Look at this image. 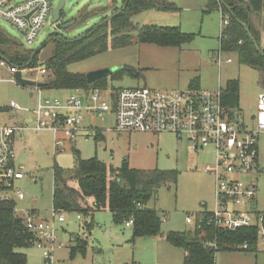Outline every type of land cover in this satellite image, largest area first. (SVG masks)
<instances>
[{
  "label": "rangeland",
  "instance_id": "1",
  "mask_svg": "<svg viewBox=\"0 0 264 264\" xmlns=\"http://www.w3.org/2000/svg\"><path fill=\"white\" fill-rule=\"evenodd\" d=\"M58 0H53V7ZM208 0H165L173 10H151L132 17L136 27L155 26L161 28H179L184 34H193L192 42L179 48L160 47L152 44H139L135 41L137 31L129 35L134 43L126 48L108 50L84 61L67 67L71 74L86 75L101 69L114 72L124 67L133 69L132 74L120 80L106 78L107 87L98 89L105 96L115 94L123 88H147L165 93L187 90L216 91L218 84L222 90L228 81L238 82V104L230 108L235 117L247 127H253L256 115L257 97L264 91L261 81L262 71L239 65L233 55L220 53L221 64L215 56L219 52L220 14H203ZM124 0H66L60 12L57 24L52 23L51 15L46 19L38 38L31 49L25 47L21 34L8 22L0 20V30L22 45L23 48L38 51L33 68L23 70V77L43 83L46 74L39 73L52 56L53 42L42 45L56 32L73 40L85 34V31L97 25L102 19L95 12L106 9L111 14L121 8ZM256 29L260 30L258 44L264 50V9L253 16ZM75 21L66 30L60 26ZM260 27V28H259ZM41 48V49H40ZM230 58L231 64L225 63ZM7 68L0 72V126L9 125L14 117L29 116L37 106V92L17 85ZM197 79L196 88L189 86ZM41 98L57 99L64 103L71 91L40 89ZM33 94V97L29 95ZM14 102L21 112L8 110V103ZM112 108V103L106 99ZM87 103V101H85ZM27 113H26V112ZM85 122L94 131H100L101 137L93 132L87 138L80 137L69 142L65 133H59L64 140L61 152L53 147V136L48 132L23 133L16 142L15 164L22 166L26 178L15 182L14 188L24 194V201H17V210L35 209L49 218L52 207V170L55 166L67 170L74 164L73 151H77L83 160L97 158L112 168H119L126 161L130 169L175 171L178 174L175 185H162L156 195L147 203V208L157 212L163 220L156 237H137L132 240V231L124 223L115 224L109 211H98L91 217L78 213H65V222L57 225V240L62 247L56 248L49 264H182L183 251L173 247L166 240L168 232L191 233L195 228L197 214L212 211L213 180L204 172L205 166H212L214 157L211 149L192 151L187 142L177 140L170 134H160L156 138L147 134L116 133L114 113H107L104 119L85 117ZM156 139V143L155 142ZM257 170L234 178L256 188V210H264V134L257 138ZM34 182V183H33ZM36 201L32 203L31 199ZM80 216V220H77ZM190 217L192 224L185 222ZM93 227L89 233L83 230L85 223ZM70 236L87 238L84 254L77 253L69 257V248L73 246ZM26 255V264H46L41 251L36 247L19 250ZM215 264H264V246L257 243L256 248L244 251H221L215 256Z\"/></svg>",
  "mask_w": 264,
  "mask_h": 264
},
{
  "label": "trees",
  "instance_id": "2",
  "mask_svg": "<svg viewBox=\"0 0 264 264\" xmlns=\"http://www.w3.org/2000/svg\"><path fill=\"white\" fill-rule=\"evenodd\" d=\"M223 2V5L220 3ZM125 9L111 21L100 27L94 25L87 31L83 39L69 43L65 37L52 41V56L45 63L48 73L47 81L42 89L91 91L105 89L106 79L88 85L85 75L71 74L67 67L73 63L84 61L108 50L126 48L134 43L129 35L137 31L135 41L139 44H152L160 47L179 48L193 41L195 35L184 34L179 28H161L143 26L136 28L131 19L135 15L150 10H173V6L165 0H124ZM123 6V5H122ZM117 8L111 13H115ZM264 9V0H208L203 14L218 11L222 19L227 18V25L219 37V52L233 55L239 65L248 66L264 73V50L258 44L260 30L253 23V16H258ZM109 11L102 9L95 12L104 18ZM245 28L257 43L260 52L256 51L249 40ZM260 28V27H259ZM34 54L28 68H33L38 51L27 50L0 30V55L7 64L24 70V66ZM26 69V68H25ZM133 69L127 67L110 75L111 80H120L132 74ZM197 79L192 81V86ZM264 88V78L261 81ZM223 103L228 108L238 104V82L229 81L222 91ZM97 136L101 133L95 131ZM74 164L71 169L55 166L52 170V207L56 211L78 213L91 217L94 212L109 211L115 224L132 222V240L137 237H156L159 234L162 219L156 211L147 208V203L156 195L162 185H175L178 174L175 171L135 170L130 169L126 161L119 168H112L97 158L81 159L77 151H73ZM91 204H88V201ZM14 203L0 202V264H26V256L19 250L30 248V236L25 232L20 220L13 213ZM209 213H198L204 222L195 221L191 233L166 234L167 242L181 249L185 256L182 264H215V256L221 251H234L248 244L244 251H251L257 245L255 228L224 231L205 223ZM93 227L85 223L83 230L89 233ZM73 244L69 248V257L77 253L84 254L87 249V238L71 236Z\"/></svg>",
  "mask_w": 264,
  "mask_h": 264
},
{
  "label": "built area",
  "instance_id": "3",
  "mask_svg": "<svg viewBox=\"0 0 264 264\" xmlns=\"http://www.w3.org/2000/svg\"><path fill=\"white\" fill-rule=\"evenodd\" d=\"M52 4L53 0H0V20L12 25L21 34L25 47L31 49L51 15ZM226 25L227 18H223L221 31ZM216 58L219 60V54ZM2 68L14 75L15 68L0 59ZM39 73L44 75L46 71L42 68ZM33 90L37 92L33 124L0 126V202L14 203L13 213L30 236L28 244L41 251L46 264L50 263L54 250L63 246L58 243L56 233L57 225L64 223L65 217L63 212L54 209L48 220L39 218L34 210H17V201L25 197L15 190L14 183L23 181L26 174L23 167L15 164L14 135L21 130L50 132L55 151L61 152L64 140L58 138L59 133H65L71 143L83 134L91 135L92 130L84 126L85 117L102 121L111 111L116 133H168L186 140L194 152L211 149L214 162L212 166H205L204 172L213 177L215 204L205 220L206 225L224 231L255 228L257 243L264 246V210H256V188L232 178L258 168L257 138L264 134V93L257 97L254 125L247 128L223 103L219 89L165 93L147 88H123L115 94L109 92L108 96L95 89L86 91L87 98L85 91L76 90L64 103L57 99L43 100L40 90ZM8 108L11 112H21L12 101ZM185 221L192 222L188 216ZM197 222L203 223V216ZM131 224L127 222L125 227ZM247 247L244 244L242 248Z\"/></svg>",
  "mask_w": 264,
  "mask_h": 264
},
{
  "label": "water",
  "instance_id": "4",
  "mask_svg": "<svg viewBox=\"0 0 264 264\" xmlns=\"http://www.w3.org/2000/svg\"><path fill=\"white\" fill-rule=\"evenodd\" d=\"M65 1L66 0H58L56 5L52 8L51 10V18H52V23L53 24H57L59 22V19H60V12L62 11L64 5H65ZM220 3L223 5V2L220 1ZM126 7V2L123 4V6L115 13H111L109 15H107L104 19H102L96 26L97 27H100L102 26L103 24H106L108 23L109 21H111L113 18H115L116 16H118ZM75 23V21H71V22H68L64 25H61L60 26V30H66L67 28L73 26ZM245 32L247 33V36L249 38V40L251 41V43L254 45L256 51L260 52L261 55H263V52L260 51V48L258 47L257 43L255 42L254 38L252 37V35L250 34L248 28H245ZM57 35V32L51 36L45 43L44 45L41 46V48H43L47 43L51 42V41H54L56 40V38L60 39L62 38V36L59 35V37H56ZM85 36L84 35H81L80 37L76 38V39H73V40H69L68 42L69 43H74V42H77L81 39H83ZM40 48V49H41ZM34 54L33 53L30 58H29V61L26 63V65L24 66V69L25 68H28L32 62V59L34 57ZM0 59L1 60H4L6 63L7 61L4 59V57H2L0 55ZM113 73L112 70L110 69H101V70H97V71H94V72H90L88 74L85 75V79H86V82L88 85H91L101 79H106L107 77H109L111 74ZM14 81L17 85L21 86V87H25V88H30V89H41L44 87V84L42 83H37L35 81H32V80H28V79H24L22 77V70H19L17 68H15V72H14ZM85 97L87 98L88 96V92H85Z\"/></svg>",
  "mask_w": 264,
  "mask_h": 264
},
{
  "label": "crops",
  "instance_id": "5",
  "mask_svg": "<svg viewBox=\"0 0 264 264\" xmlns=\"http://www.w3.org/2000/svg\"><path fill=\"white\" fill-rule=\"evenodd\" d=\"M151 11V10H150ZM215 12H217V13H219L220 14V12H218V11H215ZM220 19H221V21H222V17H221V14H220ZM221 22H220V30H221ZM168 48H172V47H168ZM220 53L221 52H218V53H216L215 54V56L217 55V54H219V60H218V65H220L221 64V59H220ZM229 61V62H228ZM225 63H227V64H231L232 63V60L230 59V58H228L226 61H225ZM42 69V68H41ZM1 70L2 69H0V72H1ZM12 74V73H11ZM12 76H13V80H14V75L12 74ZM22 77H23V70H22ZM24 78V77H23ZM24 79H28V80H30V78H24ZM33 81V80H32ZM192 81L193 80H191L190 82H189V86H192ZM36 82V81H35ZM229 82V81H228ZM37 83H40V82H37ZM227 84V83H226ZM198 84L196 83V84H194L192 87H194V88H196V87H198L197 86ZM226 87V86H225ZM218 89L219 90H221V91H223L222 90V88L220 87V83L218 84ZM217 89V90H218ZM40 90V89H39ZM216 90V91H217ZM196 91H198V90H196ZM202 91H204V90H202ZM73 91H71V93H72ZM261 93H264V91H262ZM30 97H33L34 95L33 94H30L29 95ZM36 99H37V97H36ZM8 110H9V108H8ZM10 111V110H9ZM27 113V112H26ZM33 124V117H32V115H29V116H19V117H14V119L12 120V122L9 124V125H14V126H25V125H27L28 127H30L31 125ZM9 125H6V126H9ZM84 126L86 127V128H88V129H91L92 130V134H93V132L95 133V131L92 129V128H90L88 125H87V123L85 122L84 123ZM114 129V128H113ZM26 132H33V131H30V130H21V131H18V132H16L15 133V135H14V139H13V141H14V149H16V142H17V140L19 139V138H21V136H22V134L23 133H26ZM43 132H47V131H43ZM98 132H100V131H98ZM35 133V132H34ZM39 133H41V132H39ZM48 133H50V132H48ZM120 134V133H119ZM122 134V133H121ZM127 134H132V133H127ZM135 134H141V133H135ZM163 134H168V133H163ZM147 135H150V136H153V137H157V136H159V135H151V134H147ZM170 135H172V134H170ZM53 136V135H52ZM89 135H81L80 137H85V138H87ZM172 136H174V135H172ZM79 137V138H80ZM176 138V137H175ZM53 140H54V138H53ZM177 140H179V139H177ZM182 140H184V139H182ZM181 141V140H180ZM185 142H187L186 140H184ZM155 142H156V139H155ZM156 143H158V142H156ZM187 144H188V142H187ZM189 146V145H188ZM190 148V147H189ZM193 151V150H192ZM17 166V165H16ZM22 167V166H21ZM135 170H137V169H135ZM152 170V169H151ZM210 175V174H209ZM211 176V175H210ZM211 178H212V180H213V177L211 176ZM34 183V182H33ZM24 201V200H23ZM31 201H32V199H31ZM35 201H36V199H35ZM35 201H32V203H34ZM213 201H214V180H213ZM88 204L90 205L91 204V201L89 200L88 201ZM213 204H215V201L213 202ZM16 205H17V203H16ZM214 208V207H213ZM23 210H28V209H23ZM23 210H21V211H23ZM30 210H34L35 211V213H36V215L39 217V218H41V219H45V220H48L49 218H47V216L45 217L42 213H39L37 210H35V209H30ZM21 211H19V212H21ZM205 212H207V211H204V212H202L201 214H203V213H205ZM210 211H208V213H209ZM95 213V212H94ZM93 213V214H94ZM49 216H50V214H49ZM80 220V219H79ZM186 222V221H185ZM190 224H192V222L190 223ZM124 226H125V224H124ZM127 228H130L131 229V226H129V227H127ZM70 238H71V236H70ZM26 256V255H25ZM184 256H185V254H184V252H183V258H184Z\"/></svg>",
  "mask_w": 264,
  "mask_h": 264
}]
</instances>
